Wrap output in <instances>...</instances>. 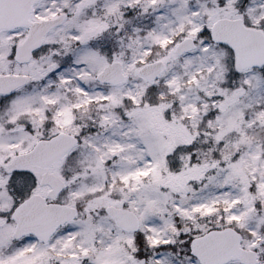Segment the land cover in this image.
I'll return each mask as SVG.
<instances>
[{
	"label": "snow or ice",
	"instance_id": "6c2138e0",
	"mask_svg": "<svg viewBox=\"0 0 264 264\" xmlns=\"http://www.w3.org/2000/svg\"><path fill=\"white\" fill-rule=\"evenodd\" d=\"M0 264H264V0H0Z\"/></svg>",
	"mask_w": 264,
	"mask_h": 264
}]
</instances>
